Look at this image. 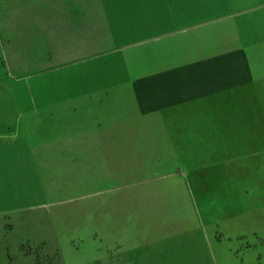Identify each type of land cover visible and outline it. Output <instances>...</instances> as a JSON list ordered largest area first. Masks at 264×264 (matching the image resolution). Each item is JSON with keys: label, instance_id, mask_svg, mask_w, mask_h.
I'll list each match as a JSON object with an SVG mask.
<instances>
[{"label": "rangeland", "instance_id": "obj_1", "mask_svg": "<svg viewBox=\"0 0 264 264\" xmlns=\"http://www.w3.org/2000/svg\"><path fill=\"white\" fill-rule=\"evenodd\" d=\"M68 2L0 0V264H264L256 146L163 142L130 47L53 43Z\"/></svg>", "mask_w": 264, "mask_h": 264}, {"label": "crops", "instance_id": "obj_2", "mask_svg": "<svg viewBox=\"0 0 264 264\" xmlns=\"http://www.w3.org/2000/svg\"><path fill=\"white\" fill-rule=\"evenodd\" d=\"M68 1L67 29L54 28L53 43L130 47L131 78L148 80L153 117L171 129L163 142L185 144L191 126L196 143L225 145L228 154L255 145L264 158V0H110L100 9ZM41 133L26 136V150L54 142L49 129Z\"/></svg>", "mask_w": 264, "mask_h": 264}]
</instances>
